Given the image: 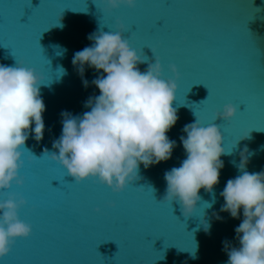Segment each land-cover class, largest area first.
<instances>
[{"label":"water","instance_id":"water-1","mask_svg":"<svg viewBox=\"0 0 264 264\" xmlns=\"http://www.w3.org/2000/svg\"><path fill=\"white\" fill-rule=\"evenodd\" d=\"M86 2L88 10L82 0H0V64L18 62L47 80L41 87L46 106L44 138L38 143L30 137L26 142L30 153L24 156L25 162L29 154L38 160L25 163L20 171L27 178L25 187L13 184L10 190L22 192L28 201L19 215L33 232L30 238L18 239V248H12L0 264L21 259L65 264H226L224 242L237 244L235 228L243 215L233 219L221 212L222 222L212 219L224 203L220 193L229 179L240 174L237 165L245 147L252 153L247 171H264V78L260 72L264 0H138L135 8L121 6L108 13L100 0V8L93 0ZM117 20L139 26V38L128 40L138 51L146 44L161 46L165 79H175L171 65L180 73L173 102L179 119L167 133L176 141L171 159L147 169L141 165V178L119 194L97 180L77 184L60 164L43 156L45 149L58 151L52 143L61 135V113L82 115L89 110L86 101L99 95L92 81L101 73L86 67L82 78L72 64L74 54L91 46L89 35L118 30ZM157 20H161L157 26L163 27L154 31ZM142 52L148 62H154L151 49L145 47ZM148 62L138 65L139 69L145 71ZM83 80L88 81L87 87ZM241 103L248 105L247 111L243 112ZM226 104L237 109L240 105L243 113L216 121L224 136L223 147L231 154L221 157L219 184L213 193L201 189L197 206L214 203L186 218L181 205L161 201L167 187L164 174L185 158L180 142L186 135L184 126L196 119L204 125L213 123V113ZM63 177L73 182L67 196L49 185L53 180L52 186L60 187ZM134 185L144 188L137 191ZM6 198V193L0 194V199ZM32 203L38 207L36 214L27 212ZM203 211L210 218V234L202 225Z\"/></svg>","mask_w":264,"mask_h":264},{"label":"clouds","instance_id":"clouds-1","mask_svg":"<svg viewBox=\"0 0 264 264\" xmlns=\"http://www.w3.org/2000/svg\"><path fill=\"white\" fill-rule=\"evenodd\" d=\"M137 2L100 0L107 12L121 6L135 8ZM126 31L120 23L116 31L95 32L88 36L91 46L74 54L72 64L82 78L86 67L101 73L92 81L99 95L86 101L89 110L82 115L61 113V135L52 143L58 151L43 152L75 182L97 180L117 194L141 178V165L147 169L171 159L176 141L167 133L179 119L173 107L180 79L177 67L170 66L175 79H165L160 60L154 57V62H148L142 50L133 48L125 38ZM146 62L147 69L141 71L138 65ZM82 82L88 86L87 80ZM46 85L45 77L34 68L18 62L15 66L0 64V194H7L0 199V260L10 254L18 239L33 232L32 225L19 215L28 201L10 190L13 184L24 182L20 171L25 153H30L27 140L31 137L39 143L44 138L46 106L41 87ZM237 111L233 104H226L216 120L229 121ZM183 132L186 135L180 142L185 158L179 167L165 172L167 187L161 201L178 203L187 218L212 207L214 201L197 206L202 200L200 191L213 193L224 167L221 157L231 152L223 147L224 136L216 123L204 125L196 119ZM251 155L245 147L237 165L240 174L226 182L220 193L224 203L219 212L212 213V219L221 222V212L233 219L243 215L235 228L237 244L224 242L226 264H264V171H247ZM203 217L204 231L210 234V218L204 211Z\"/></svg>","mask_w":264,"mask_h":264},{"label":"snow or ice","instance_id":"snow-or-ice-1","mask_svg":"<svg viewBox=\"0 0 264 264\" xmlns=\"http://www.w3.org/2000/svg\"><path fill=\"white\" fill-rule=\"evenodd\" d=\"M82 3L85 5V8L88 10V6H87V2L86 0H82ZM93 3L96 4L97 8H100V5L97 3V0H93ZM104 12L108 13L107 11L104 10ZM158 22H161V20H157L155 21V25H154V31H159L160 28L163 27V24L162 26L158 27ZM117 25L120 24V21L117 20L116 21ZM126 28H127V31L124 33V35L126 36V39L128 40H131V39H136V38H139L140 36V28L138 25L136 24H129V25H125ZM134 29V30H133ZM149 48L151 49L152 53L154 54V57L155 58H158L161 62L162 60V53H161V46L160 45H151V44H146L144 47L141 48V50L143 48ZM260 72H261V75H262V78H264V58H262L261 60V64H260ZM195 84H203V83H195ZM204 85V84H203ZM206 87V85H204ZM207 88V87H206ZM190 90V89H189ZM208 98V97H207ZM186 99V98H185ZM261 99L262 101H264V88H262V91H261ZM240 105H244V111H247L248 110V105L245 104V103H241ZM240 105L238 106V111H239V107ZM218 112V111H217ZM217 112H214L213 115H212V121L213 123H216V114ZM241 112V111H239ZM241 112V113H243ZM36 160L35 157L32 156V154H29L28 158H27V161L25 162L24 161V164L27 163V164H31L33 163V161ZM23 178V184L22 185H17V188L18 189H23L25 187V184H26V177L22 176ZM63 180V183H61V186L60 187H53L52 186V181L53 180H50L49 181V185L51 188L53 189H57L59 188L64 194L65 196L69 195L70 194V186L73 184V182H65L64 180V177L62 178ZM61 182V180H59ZM77 183V182H75ZM79 184V183H77ZM135 188L137 189V191H142L144 187H137L136 185H134ZM66 189H68V191H65ZM151 196L154 200H156L154 198V195H153V189H151ZM16 194L20 195V196H23V198L25 199L24 195L22 192H15ZM157 201V200H156ZM97 210V209H96ZM38 211V207L35 203H32L31 206L28 208L27 212L29 214H36ZM30 238V237H28ZM19 241H16L15 245L13 246V248H18L19 246ZM15 264H65V262L63 261H58V260H52V259H21V260H17L15 262Z\"/></svg>","mask_w":264,"mask_h":264}]
</instances>
